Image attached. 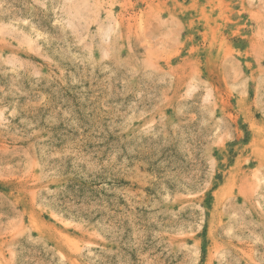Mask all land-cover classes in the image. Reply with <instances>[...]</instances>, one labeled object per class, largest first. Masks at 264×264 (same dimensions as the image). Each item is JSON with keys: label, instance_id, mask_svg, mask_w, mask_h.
<instances>
[{"label": "rangeland", "instance_id": "374dc122", "mask_svg": "<svg viewBox=\"0 0 264 264\" xmlns=\"http://www.w3.org/2000/svg\"><path fill=\"white\" fill-rule=\"evenodd\" d=\"M0 264H264V0H0Z\"/></svg>", "mask_w": 264, "mask_h": 264}]
</instances>
